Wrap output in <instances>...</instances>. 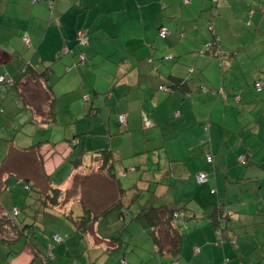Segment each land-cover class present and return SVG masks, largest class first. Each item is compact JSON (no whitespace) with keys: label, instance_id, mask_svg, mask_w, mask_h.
<instances>
[{"label":"crops","instance_id":"obj_1","mask_svg":"<svg viewBox=\"0 0 264 264\" xmlns=\"http://www.w3.org/2000/svg\"><path fill=\"white\" fill-rule=\"evenodd\" d=\"M49 1L52 2L49 18H45L44 9L33 8L36 3L32 0H0V76L12 81L0 85V144H3L0 195L4 193L3 197L7 198L8 189L15 186L22 189L27 185L31 186V189L25 188L30 194L35 189L31 181L38 176L37 168H42V176L51 190L58 189L57 202L62 193L60 188L54 189L58 184L80 196L66 209L68 214L56 208L49 214L64 216L74 227L78 226L77 234L87 249L98 245L107 254L123 250L120 244L112 248L111 238H116L122 229L117 207L111 208L105 217L99 216L115 202L122 201L127 213L136 207L127 216L130 228L137 227L132 220L140 207L166 206L185 215L191 211L195 216L191 204L202 196L208 205H196V212L203 224L193 229L186 242L181 238L180 253L175 258L177 264H264V0ZM161 26L168 28L165 39L157 36ZM77 31L88 36L84 48L78 45ZM24 37L29 40L27 44ZM47 41L49 57L42 49ZM169 55L173 56L172 60L166 59ZM47 65L53 71L49 92L54 97V109L69 116L64 125L75 122L74 128L68 131L72 132V138L79 136L75 141L80 151L108 147L115 163L132 159L127 168H135V172L124 177V183L121 181L126 191H120L111 178L97 170V163L93 173L81 175L74 168L65 180L57 183L51 175L59 171L56 168L59 163L53 158L66 154V160L71 161L74 152L70 143L69 146L50 143L49 147L53 148H49V161L38 148L29 154L36 143L24 137L30 132L22 135L18 131L22 122L18 116L25 110L32 118L38 117L33 115L31 106H24L25 90L17 83L26 67L38 73ZM249 74L251 82L262 85L258 99L241 86ZM63 76L67 78L64 97L55 94L52 85L54 79L60 80ZM172 78L183 80L187 90L181 92L173 87ZM26 86L31 102L38 101L36 93L48 96L47 87L41 81L32 80ZM161 86L165 89H160ZM6 99H10L13 110L12 106L5 105L7 111H4ZM227 102L239 103L237 111L233 112ZM58 103L61 106L57 107ZM253 106L255 111H251ZM6 113L15 130L10 134L18 133L24 138L9 139L2 131L9 122ZM118 115L125 116V127L118 124ZM220 115L221 124L216 120ZM227 118L235 126L227 125ZM30 126L33 130L41 128ZM183 131L190 138L178 142ZM224 136H227L225 145L227 139L233 140L234 146L239 143L234 150L237 155L222 151L221 143H216ZM49 140H40L38 147L49 144ZM205 144H210L211 151L207 149L203 154L219 159L215 169L205 171L210 182L202 187L194 177L203 168L189 170L181 167L179 160L189 157L187 153L193 152V156ZM221 152H225L223 160ZM243 154L248 165L239 166L237 157ZM87 158L83 156V160ZM133 159L139 163L134 165ZM8 163L11 165L7 173ZM218 166L228 168L222 170ZM135 175L139 176L135 178ZM173 181H177L176 186ZM93 187L96 192L91 191ZM34 193L41 194L36 189ZM31 199L26 197V208L32 215L28 220L36 221L40 212L34 210L37 201ZM5 204V199L0 198V215L7 208ZM220 205L227 208L228 214L221 223L223 235L208 218ZM83 211L91 214L89 221L80 220ZM96 216L100 219H95ZM102 221L109 224L110 233L101 232V226L106 225ZM92 224L94 234L90 236L86 228ZM123 235L121 238L128 242L130 239ZM90 237L100 243L90 244ZM231 240H235L236 247L230 245ZM24 241L15 245V252L5 251L15 243L7 247L0 243L3 245L0 263L48 264L38 258L39 253L30 245L31 238ZM102 242L112 245L103 247ZM130 242L137 244L131 251L139 259L137 264H148L153 258L155 264H167L171 259L155 252L148 233H141ZM194 247L198 252H194ZM127 249L120 254V264L121 261L128 264ZM149 251L152 258L148 262L144 256L147 258Z\"/></svg>","mask_w":264,"mask_h":264},{"label":"rangeland","instance_id":"obj_2","mask_svg":"<svg viewBox=\"0 0 264 264\" xmlns=\"http://www.w3.org/2000/svg\"><path fill=\"white\" fill-rule=\"evenodd\" d=\"M34 2L36 3V5L33 6V8L44 9L43 16L45 18H49V4L52 2L49 0H34ZM10 13L12 14V16L16 15L13 12H10ZM78 32H80V31H77V33ZM47 36H49V34ZM42 49H43V54L46 55L47 57H49V41H47V43L45 45H43ZM166 59L172 60L173 56L169 55L166 57ZM253 65H254V62H252L250 69H252ZM249 73H251V72H249ZM66 79H67L66 76H63V77H61L60 80L54 79L52 81V85L54 87L55 94L64 97V95H62V94L67 92V90L64 87V83L66 82ZM10 83H12V82H10ZM242 85H243V88L246 89L247 94H250L253 97H255L256 99H258L260 93L256 92V90H254V83L251 82L250 74H249V76L245 82H241V86ZM21 87H22L21 89L23 92L25 90V92L23 93L25 96V102L33 108V110L35 111V113L37 115H39L41 110L39 109V106L37 105L35 100H33L32 102L28 100V94H27L28 93V91H27L28 87L27 86L25 87L22 85H21ZM242 90H238V92H240ZM238 92H236L235 94L238 95ZM35 96L36 97L38 96V98L41 97L42 99L44 98V95L41 93L40 94L36 93ZM231 102H233V101H231ZM3 103H5V104H3L4 111L6 110V106L7 107L12 106L10 99H6V101ZM226 104H230V109L233 110V112H236L238 107H239V103L235 104V103H228L227 102ZM56 106L59 107V106H61V104L58 103ZM206 107L210 108L209 105L208 106L206 105ZM41 108L44 112H46L47 107H45L43 105ZM255 108L256 107L253 106L251 111H255ZM12 110H13V106H12ZM12 110H10L9 112H11ZM200 110L203 111L204 109H200ZM18 117H21V121H22L20 124L22 135L30 132L28 134L29 136H24L27 141H30L32 144L33 143L35 144V143L39 142L40 140L47 141V139L50 138V140L48 141L49 144H43L40 147L36 146L32 150V152L29 153L31 155L34 154V152H36V149L38 148L40 150V154L42 152L45 153V155L47 157V161H49V159H50L49 158V154H50L49 148H53L52 146L49 147L50 143L63 142V144H61V145L69 146L68 141L73 139L72 138L73 136L71 135L72 132L68 131V128L70 130H72L75 126V122H72V124H69V125H64L65 121L68 119L69 116L61 113L56 108H55L56 121L54 122V125H52V127L47 128V129H41L40 130V128H38V129L35 128V130H33L32 126H30V125H33L30 123V121L33 118H32V116H30L29 112H27L25 110L20 112V116H18ZM204 117H206V115H204ZM220 117H221V115L217 116L216 120H218V122L221 124L222 120L220 119ZM6 119L9 121L8 125H6L5 129L2 130V131H5L4 132L5 135H9L8 136L9 139H10V137H12V139H15V140L18 138V136L22 137V135H19L18 133H13L14 135L10 134L14 129L12 128L11 120L9 118V114H7V113H6ZM213 120H215V119H213ZM68 121L69 120H67L66 123ZM31 122H34V121H31ZM226 124L235 126V122L230 121L229 118H227ZM263 125H264V122H263ZM34 127H35V125H34ZM66 129H67V131H66ZM184 134H187V132L183 131L181 133V136L178 137V142L182 139L184 141V138L185 139L190 138L189 135H187L185 137ZM24 137H22V138H24ZM226 137L227 136H224L223 139L217 140L216 143L217 144L221 143V147H222L221 150L222 151H229L230 154L231 153L236 154L234 150L238 149L239 143L236 142L235 146H234L233 140L227 139V142H226L227 144L225 145ZM31 138H33V139H31ZM205 139L206 138H203L202 140H205ZM23 141H25V140H22V142ZM183 141L181 144H183ZM200 142H201V140H200ZM2 147H3V144H0V164L2 162L1 157L3 155V153L1 152ZM245 147L248 149L251 148L249 145H246ZM69 148H71V147H69ZM182 149H183L182 152L184 153V156H185L186 154H185L184 148L182 147ZM207 149H209L211 151L210 144H205L203 147H199L197 153H195L193 156H191L193 154V152L187 153L186 156H189V157H187L186 159L179 160L180 166L183 168H187L189 170H195V171H196V169L203 168V170H201L200 172L208 174V172L206 173L205 171L207 169L208 170L209 169H211V170L215 169V165L217 164V161L219 158L213 157V163L211 165H207L204 162V158H205L206 154H203V152ZM224 154H225V152H221V158L220 159L223 160ZM65 157H66V154H64L62 157L55 156V158H53V159L59 163L56 167L57 169H61V167L63 168L65 166L64 169L69 171L71 164L69 163V159L66 160ZM127 160L128 161L121 160V161H118L115 163L114 171L117 174L120 172L122 165H123V167H127L130 165V163H128V162L132 161V159H127ZM133 160H134V165L136 163H139V161H136L137 159H133ZM229 162H231V161H229ZM10 165L11 164L8 163L7 167L5 169V171L7 173L10 171ZM46 165H48L46 167V169L49 171V163ZM235 165L237 166L236 161H235ZM238 165L240 166V164H238ZM93 166H94V163L92 164L90 162L88 165H85V167L84 166L83 167H81V166L76 167V171H77V173L82 175L83 173H86V172H90V171L92 172ZM217 168L224 170L228 167L227 166H218ZM42 170H43L42 168L38 167L37 168L38 176L34 177V175H33L34 178L31 181L32 182L31 185L33 187H35V189L38 192H40L41 194L40 195L35 194L34 193L35 189H34V190H32L33 192H31L29 195L32 199H34V201L35 200L37 201L35 203L36 209H34V208L33 209L34 210L38 209V211L40 210V211L44 212V210H43L44 205H45V207H47L46 205H50L49 204V201H50L49 194L52 195L53 192L51 190L52 187H50L51 185L49 184V182L46 181V178L44 176H42V174H43ZM61 170L59 171L58 177H56V175H54V174L51 175V177H54L56 179L57 183H59L62 180H65L67 177L66 174L63 173ZM6 172H3V173H6ZM40 173H41V175H40ZM197 173L199 174V172H197ZM197 173H195V174H197ZM136 176H139V175H135V178H136ZM118 180L122 181L123 183L125 181L124 178L122 180V178H119V177H118ZM209 182L210 181H208L207 183H209ZM14 183L17 184V180H14ZM205 183L206 182H204L202 184V187L208 185ZM58 185L59 186H54V189L60 188L59 192H62V193L60 194L61 197L58 200V204L55 206V208H56L55 210H57L60 213L65 214L66 209L72 203H76L80 199V196L76 193H73L72 190H70V189L66 190L65 188H61L60 184H58ZM173 185L176 186L177 181H173ZM94 188H96V187L92 188V190H91L92 192H96L95 191L96 189H94ZM22 191L23 190L20 187L15 186L13 189H8V191L5 192V193H7V196H8V197L6 196L7 198L3 197L4 193L0 195L1 199H3V198L5 199V202H6L5 205L7 206L5 212L4 211L1 212L0 218L9 219V220L17 219L19 222H23V223L28 221V219L30 220V218L32 219V215L30 214L29 208H26V197L27 196H25L24 192L21 193ZM26 192L28 193L29 190H27ZM27 193H26V195H27ZM142 197L144 198V196H142ZM8 199L10 201H8ZM11 200H13V202H11ZM196 205H200V206L204 207V206L208 205V203L205 200V197L201 196V197H199V199H197V201H194L191 204V206L193 207L192 209L195 210V219L191 218V216H192L191 211H186V215L189 216L188 223H186V226H185L184 222H181V227H180L181 232L184 234L182 237L183 242H186V239L188 238L189 234L193 233V229L198 228L200 225L203 224V220L201 219L200 215L197 214V212H196V210H197ZM13 207H16L19 214H17V211L13 210L14 209ZM188 208H189V206H188ZM134 209H136V207L130 208L129 209L130 211L127 213V216H130L131 214H133L135 212ZM66 214H68V213H66ZM37 218H38L37 219L38 221L34 225V227H35L34 232L36 234H35V236H33L34 238L30 236V238H31L30 245H37L38 253H39L38 258L39 259L42 258V261L48 262V264H120L119 258H120V254L122 253L123 250H120L119 252H112V253L107 254L104 252V249H98L97 244H99L100 241H98L97 238H95V237H94V239H91V237H90L89 243L97 245V246H95V247L90 246V248H89L90 250L87 249L88 248L87 244L84 241L80 240L79 235L77 234V231L74 232L75 227L77 230L78 226L75 225V227H74V223H72L71 221L66 219L64 216L56 215L55 217L49 219V217H45L44 213L42 216L39 213ZM127 221H128V218L126 217L125 222L127 223ZM31 222L34 223L32 220H31ZM102 223L106 224V225H105V227L101 226V232L110 233L111 228L109 227V224L107 222H104V221H102ZM82 226H84V224H82ZM79 227L81 228V225H79ZM128 229H127L128 232L125 233L126 235L124 236L125 239L126 238L130 239L128 241L129 245L126 246V247H128V249L125 251L126 252L125 259L128 260L127 261L128 264H137L139 262L138 257H135L131 253V251L133 250V248L136 247L137 244L135 242H130V241L132 239H135L137 235H140L141 233H144V232H141V230L135 226H130V228H128ZM92 231H93V224H92V226H89L86 228V232L88 234H90V236L92 234H94V233H92ZM53 234H57V235L61 236L62 241L60 243L56 244L55 247L53 249H51L49 252L48 244L51 243L50 239H51ZM6 238H10V236L8 235V236H6ZM25 240H26V238H25ZM23 241L24 240H22V238H21V240L17 241L15 244H13V245L10 244L11 247L9 249H6L5 251L15 252V249H14V247H16L15 245L19 246V244H22ZM102 244H103V247L105 245L107 247H109V245H110L109 242H107V243L102 242ZM0 246H3V245H0ZM5 247H7V245ZM136 250H139V248H136ZM0 251H2L1 248H0ZM47 253H49V254H47ZM140 254L142 255L141 251H140ZM151 258H152V252L149 251L148 257L146 258L144 256V259H147V261L149 262ZM178 260L183 261V259L181 257H178ZM155 261H156V259L153 258L151 260V262H149L148 264H155Z\"/></svg>","mask_w":264,"mask_h":264},{"label":"trees","instance_id":"obj_3","mask_svg":"<svg viewBox=\"0 0 264 264\" xmlns=\"http://www.w3.org/2000/svg\"><path fill=\"white\" fill-rule=\"evenodd\" d=\"M163 27H165V26H161L159 28V30ZM166 29L168 32V28H166ZM159 30H158V34H157L158 38H160L159 37ZM81 34H83L87 38V44H88V36L82 32H81ZM160 39H165V38H160ZM76 40L78 42V45L81 46V48H84L87 45L86 44L84 46V45L80 44V39H79L78 33L76 35ZM214 51H216V50H214ZM52 74H53V71L49 65L43 66V68L39 71V73H36L32 67L28 66L24 69V71L21 73L20 78H19L20 82L21 81L22 82L24 81V82L23 83H20V82L17 83V85L21 84L22 86H26L27 83L34 80V81H38V82L41 81L47 87L46 90H47L48 96L44 97L43 99L41 97H39L38 102H37V100L35 101L37 103V105L39 106V109L41 110L40 114L37 115L34 110H31L33 112V115L35 114L38 118L37 119L33 118L31 121H34V122L30 121V123L37 126V127H41L40 130L52 127V125H54V122L56 121L55 109H54V97L51 94V92H49L50 88H49V84H48L52 78ZM172 82L174 83L173 87L179 89L181 92H185L187 90L186 85L184 84L183 80L178 79V78L177 79L172 78ZM2 84H6V83H1L0 85H2ZM255 84L256 83H254V90H256ZM259 84L261 85V83H259ZM161 87H163V86H161ZM163 88L165 89V87H163ZM261 90H262V85H261L260 90L259 91L256 90V92H260ZM85 99H88V98H85ZM22 102H23L25 107L28 106V104L25 102L24 98L22 99ZM45 103H47L46 112H44L41 108V106H43ZM120 116L124 117V123L119 122ZM117 122L120 126L125 127V125H126L125 116L124 115H118L117 116ZM18 131L21 132V126L19 127ZM78 137L79 136H76L72 140L68 141V143L72 144L73 149L71 150V152H74L73 153L74 155H73V159L71 161H69V163L71 164L70 170L67 171L66 169H64V167H65L64 166L63 168L61 167L62 172L65 173L67 176L68 173L72 169H74L80 165H84L85 163L87 165L90 162L92 164L97 163V170L104 173L107 177L111 178V180L116 184V186L120 189V191H122V192L126 191V188H124L121 185V181L118 180V177L124 178L127 175L134 173L135 168L122 167L120 172L117 174L114 171V166H115L116 160L114 159V156L108 147H104L102 149H97V150L95 149V150H91V151L81 152L80 148H78V146H77L78 145L77 142L75 141V139H77ZM40 143H42V142H37L34 146H38ZM59 143H63V142H59ZM54 145H56V144H54ZM83 154L88 157L87 160H83V156H84ZM239 156H243L244 160H245L244 164H241V163H239V164L242 166L248 165L246 154L239 155ZM207 157H210V159H211L210 162L207 161ZM238 157H237V159H238ZM86 161H88V162H86ZM206 163L207 164L213 163L212 156H206ZM61 169H59V171ZM59 171L54 173V175H56L58 177ZM199 174H204L206 177L204 182H207V180H208L207 174H205V173H199ZM197 175L198 174L195 175L194 179L197 182V184L202 185L204 182H198L196 179ZM23 188H24V190H23ZM23 188H22L23 191L21 193L24 192L25 196H30L29 193H27L26 191H27V189H31V186L27 185L26 187H23ZM25 188H27V189H25ZM52 192H53L52 195L49 194L50 205H46L47 209H45L44 212L39 210V212L42 215L44 213L45 217H49V215H51L49 217V219L56 216L55 214L52 215L49 213H51L54 210L55 206L58 203L57 202L58 190H53ZM122 192H120V193H122ZM26 193H27V195H26ZM121 203H122V201H120V200L115 202L114 204H112V206L108 210H105L101 214H99V216H101V218H102L104 216V214L108 213V211L111 210V208L117 207L116 210H117L119 218L121 219V222H122V229L116 238L115 237L111 238V240L114 241L112 248L113 247L115 248V245H116V247H118V244H120V247H122V249H123V251H122V253H123L128 242L124 241L121 238V236L124 233L128 232L127 229L129 227H127V223L125 222V218L127 217V211L128 210L127 209L125 210V207L123 208L122 207L123 205ZM44 208H45V205H44ZM13 210L17 211V214H19V212H18V210H16V208H14ZM99 216H96L95 219H100ZM227 217H228L227 208L226 207L224 208L223 205L217 206L215 208V211L208 216V218L211 221V223L213 224V226L219 230L220 235H223V231H222L223 229L221 227V223L225 222ZM188 218H189V216L185 215V213H182V212L179 213V212L175 211L174 209L168 208L166 206H160V207L151 206V207H147V208L140 207L139 210L137 211V213L135 214L132 221L141 230V232H144L146 234L148 233V235L150 236V238L154 244L155 252L157 254H166L167 256H169L171 258L169 260V262L167 263V264H171V263H177L175 258L180 253L181 238L183 235L181 230H180L181 222H184V224L186 226V221L189 220ZM191 218L195 219V216H193V214H192ZM90 219H91V214L89 212L83 211L82 215L80 216V220L89 221ZM37 221L38 220H36V221L34 220L33 221L34 223H32L31 221L28 220L25 223H23V222H19L17 219L9 220V219L0 218V243L9 246L10 244L16 243L21 238H22V240H25V238L28 239V238H30V236L31 237L35 236L36 233L34 232V228H35L34 225ZM179 224H180V226H179ZM74 232H76V228H75ZM8 235L10 236V238H6V236H8ZM55 235H57V234L52 235V237L50 239L51 243L48 244L49 252L51 249H53L55 247L56 244L60 243V242H57L55 240ZM57 236H59V235H57ZM59 237L61 238V236H59ZM61 241H62V238H61ZM230 245L232 247L237 246L235 240H231ZM31 246L35 251L38 252L37 245H31ZM47 254H49V253H47ZM121 263L124 264V261H121Z\"/></svg>","mask_w":264,"mask_h":264},{"label":"built area","instance_id":"obj_4","mask_svg":"<svg viewBox=\"0 0 264 264\" xmlns=\"http://www.w3.org/2000/svg\"><path fill=\"white\" fill-rule=\"evenodd\" d=\"M32 3H34V0L32 1ZM167 33H168L167 32V29L165 27H163V28H161L159 30V37L160 38H165L166 35H167ZM78 34H79L80 44L85 46L87 44V38L83 34H81V32H78ZM23 41L25 43H28L29 42V40H28L27 37H24L23 38ZM10 82H12L10 79L5 78L4 76H0V84L1 83H8V84H10ZM255 87H256V90L259 91L260 88H261V85L259 83H256L255 84ZM160 89H164V88L163 87H160ZM119 122L120 123H124V117L123 116H120L119 117ZM207 161L208 162L211 161L210 157H207ZM238 162L241 163V164H244V162H245L244 157L243 156H239L238 157ZM196 179H197L198 182H204L205 179H206V177H205L204 174H198L196 176ZM55 240L57 242H61V238L59 236H57V235H55ZM194 252H198V248L197 247H194ZM171 264H177V263H171Z\"/></svg>","mask_w":264,"mask_h":264}]
</instances>
